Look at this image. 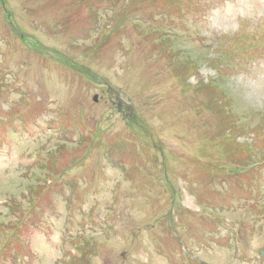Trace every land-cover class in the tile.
I'll list each match as a JSON object with an SVG mask.
<instances>
[{
    "label": "rangeland",
    "instance_id": "obj_1",
    "mask_svg": "<svg viewBox=\"0 0 264 264\" xmlns=\"http://www.w3.org/2000/svg\"><path fill=\"white\" fill-rule=\"evenodd\" d=\"M262 250L264 0H0V264Z\"/></svg>",
    "mask_w": 264,
    "mask_h": 264
},
{
    "label": "water",
    "instance_id": "obj_2",
    "mask_svg": "<svg viewBox=\"0 0 264 264\" xmlns=\"http://www.w3.org/2000/svg\"><path fill=\"white\" fill-rule=\"evenodd\" d=\"M110 93L113 94H117L118 97H123L122 94H120L119 92H115V91H110ZM117 101L119 102V107H121L122 105V99L117 98ZM261 255L264 257V251L261 252Z\"/></svg>",
    "mask_w": 264,
    "mask_h": 264
},
{
    "label": "trees",
    "instance_id": "obj_3",
    "mask_svg": "<svg viewBox=\"0 0 264 264\" xmlns=\"http://www.w3.org/2000/svg\"><path fill=\"white\" fill-rule=\"evenodd\" d=\"M79 4H81V6H87V5H84L83 3H79ZM70 7H75L76 9H81V8H82V7H80V6H76V5H74V4H70ZM87 7H89V6H87ZM87 9L91 10L90 7L87 8Z\"/></svg>",
    "mask_w": 264,
    "mask_h": 264
}]
</instances>
